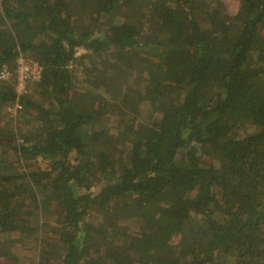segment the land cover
<instances>
[{"label":"trees","instance_id":"1","mask_svg":"<svg viewBox=\"0 0 264 264\" xmlns=\"http://www.w3.org/2000/svg\"><path fill=\"white\" fill-rule=\"evenodd\" d=\"M262 31L264 0H0V72L40 70L0 81V264H264Z\"/></svg>","mask_w":264,"mask_h":264},{"label":"rangeland","instance_id":"2","mask_svg":"<svg viewBox=\"0 0 264 264\" xmlns=\"http://www.w3.org/2000/svg\"><path fill=\"white\" fill-rule=\"evenodd\" d=\"M225 2V5H226V8H227V13L230 15V16H234L238 9H239V0H224ZM260 37L264 39V31H262V33L260 34ZM84 52L80 51L78 54H83ZM24 60V64L28 65V66H36V65H33L31 62H29L28 60H25L24 58H22ZM95 58H92V57H88V59H86V64L87 65H91L92 62L94 61ZM34 69V68H33ZM10 76L8 78L7 81H10L12 80V75L15 74L16 78L17 76H19V74H21V67L19 68V65L17 64V68H16V71H10ZM31 78L33 79H36L38 78L37 77V73L35 71L32 70L31 72ZM1 81V80H0ZM6 82V81H5ZM28 83V82H27ZM17 84V82H16ZM27 86V84H26ZM19 87V86H18ZM23 86H20V88H22ZM15 112V111H14ZM10 113L11 114V119L13 121V124L15 125V140L16 141H20L22 140V136H20V133L17 132V130L20 128L21 132L24 133L25 129L22 128V126H20V122L18 121V117H17V114L16 113ZM105 122L107 121H102L101 124H104ZM197 148V147H196ZM198 153L197 154H194L193 156H188V162H190V164H194L195 162L199 163H203V162H213L215 159L214 157L210 156V155H207V151L203 148H199L198 149ZM38 166L42 169L46 168L47 167V162H42V161H38Z\"/></svg>","mask_w":264,"mask_h":264},{"label":"built area","instance_id":"3","mask_svg":"<svg viewBox=\"0 0 264 264\" xmlns=\"http://www.w3.org/2000/svg\"><path fill=\"white\" fill-rule=\"evenodd\" d=\"M24 63L25 62L22 58H19L17 60V64L19 65V68L21 67V74H19V76H17V84H16V91L18 92V94H22L26 89L27 81L29 79H33V78H31L32 70L37 73V77L39 76V72H40V70L37 66L32 67V66H28ZM9 76H10L9 70L7 68H3L0 72V80L1 81H7ZM20 86H23V87L20 88Z\"/></svg>","mask_w":264,"mask_h":264}]
</instances>
